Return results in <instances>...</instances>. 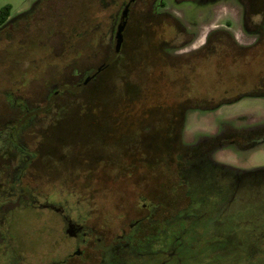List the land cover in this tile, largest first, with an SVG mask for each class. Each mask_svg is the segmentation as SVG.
Wrapping results in <instances>:
<instances>
[{"label":"rangeland","instance_id":"1","mask_svg":"<svg viewBox=\"0 0 264 264\" xmlns=\"http://www.w3.org/2000/svg\"><path fill=\"white\" fill-rule=\"evenodd\" d=\"M121 2L45 0V10L55 8V40L51 22H43L47 11L34 18L28 32L18 23L11 39L0 34V122L16 112L4 95L5 86L12 98L43 109L21 135L37 154L25 182L42 195L91 198L94 211L104 212L111 226L141 217L139 205L146 202L156 207V231L163 230L168 214L193 216L201 235L184 237L178 258L167 264H246L245 252L264 248V181L239 188L230 202L218 200L212 193L222 188L224 177L205 168L189 177L187 198L179 182L178 136L170 133L185 111L182 141L189 145L224 126L232 128L229 124L240 128L264 122V98L247 96L207 110L221 99L256 89L264 46L248 65L243 59L234 62L226 46L229 35L214 32H229L241 45L253 43L256 38L245 31L240 7L224 3L204 13L196 11V3L182 2V9L170 7V12L190 32L187 40L192 39L175 48L185 34L171 28L173 19L155 16L151 0H143L132 15L119 58L82 86V73L99 68L112 51L110 21ZM31 3L0 0V8L10 5L15 16ZM217 46L221 51L215 52ZM52 86L59 94L49 108ZM213 159L240 169L264 168V143L252 150L229 145ZM11 214L15 246L25 261L63 256L69 240L56 215L20 208ZM179 224H169L172 236ZM7 250L0 247V264L15 260ZM150 264L162 262L155 257Z\"/></svg>","mask_w":264,"mask_h":264},{"label":"flooded vegetation","instance_id":"2","mask_svg":"<svg viewBox=\"0 0 264 264\" xmlns=\"http://www.w3.org/2000/svg\"><path fill=\"white\" fill-rule=\"evenodd\" d=\"M43 1L45 0H32L28 8L17 13L15 16L10 15L9 18L0 25V34L3 32L6 34L7 39H11L12 33L15 31L18 23H24L28 32L34 18L37 15L46 16L44 15V11H47V18L43 22H46L47 26L51 22L54 33L52 39L55 40V8L45 10ZM141 1L143 0H133L126 20H123V39L120 50L116 59L109 66L121 55L129 25L130 22H132V15L139 9ZM129 2L130 0H122V2L117 5L118 8L116 9V13L110 21L109 33L110 41L112 42V51L110 55L113 52L117 31L122 23L123 11ZM182 2L196 3L198 6L196 11L198 12V10H200L204 13L224 3L227 5H238L242 11L245 31L256 38L253 43L243 46L253 47L257 43L258 35L253 34V32L259 23L263 25L264 16L258 14L248 18L246 16V11L251 9L261 11V9H264V0H151V11L153 14L155 16L164 15L165 17L173 19L175 23L171 25V28L175 30L179 28L180 32L184 33L186 36L183 43L176 44L174 46L175 48H183V45L186 47L192 39L191 37L187 40V36L190 35V32L185 28L182 21L173 16L170 12V7L182 9ZM50 13L51 16H49ZM44 37L48 38V35ZM166 51L170 52V47ZM96 69H98V67ZM96 69L86 70L88 73L85 76L84 71L81 75L83 79L80 83H83ZM9 88L10 86H5L3 88L5 91L4 95L8 97V102L11 104V107L16 109V112L12 118L10 117L3 123L0 122V247H3L5 252L9 248L7 251L11 250L10 254H12V251L14 252L15 260L10 264H150L155 257L159 258L162 264H167L171 260L178 258L177 250L183 249L184 244L182 239H184V237L188 238L194 235L199 237L201 235V231H195L194 228V223L197 219L195 220L193 216L189 215L183 216L184 214L181 216L168 214L162 219V225H164L163 230L156 231L155 225L158 220L156 221L155 216L157 211L156 207L149 202L139 205L141 217L131 218L126 222L117 221L116 226H111L107 223V216L104 212L100 211L96 213V211H94L95 203L91 198L89 199V197L74 196L71 199H66L64 196L60 195L61 193L59 192L55 196H48L31 190L30 186L25 182V179L37 154L31 150L28 144L23 142L21 135L23 131L31 126L33 121L42 114L43 109L42 107L34 108L29 106L24 99L12 98ZM58 94L59 89L56 88V86H52L48 91L47 96L49 97V103H51L49 108H52L55 97ZM186 112L187 111L180 116V122L175 124L174 130L176 131L170 133L171 136L176 134L178 139L181 140L185 128ZM220 133L221 130L219 129L215 135L203 137L196 143L185 145L196 147L210 139L216 138ZM220 149L222 148L215 150L212 146H206L205 148H197L195 151H190L188 147L180 151V164L178 170L179 182L181 186H183L182 190H184L187 198H189V177L194 172L199 173V171L205 168L216 171L224 177L222 182H220V187L224 189L215 186L218 192H211L214 198L218 200L226 199L230 202L236 198V191L239 188L247 187V185L250 187L249 183L251 181H264V168L240 169L215 161L213 156ZM12 155H14L15 164L12 163ZM101 162L102 159L99 160L98 164L101 165ZM188 162L192 163L189 164ZM89 171L91 170L89 169ZM85 187L89 186L85 185ZM212 187L214 186L212 185ZM208 192L210 191L207 190V193ZM11 204H14L13 209L48 210L56 215L60 223L62 234L69 240L68 248L62 257H54L37 263L25 261V256L16 249L15 242L17 238L10 229L13 220L11 214L13 209L11 208ZM142 209L145 210L142 211ZM94 217H98L97 220L94 221ZM171 221L180 222L178 234L174 236H172L170 232L171 225L169 224ZM160 232L162 233L160 234ZM215 252L216 251H213V253Z\"/></svg>","mask_w":264,"mask_h":264},{"label":"trees","instance_id":"3","mask_svg":"<svg viewBox=\"0 0 264 264\" xmlns=\"http://www.w3.org/2000/svg\"><path fill=\"white\" fill-rule=\"evenodd\" d=\"M255 1V0H253ZM261 14L264 16V9H261V11H257L254 9L247 10L246 11V16L249 17H254V15ZM11 15V6L10 5H5L4 7L0 8V25H2ZM226 33L230 37V42L228 43L227 48H228V54L233 57V61L236 63H239L241 59L246 60L245 65L249 64L248 59H253L256 55L254 53L260 52L261 49H263L264 46V21L263 25L257 26L253 34L258 35V40L255 46L253 47H245L243 45H240L237 43L234 39V37L228 32H225L224 30H217L214 33ZM209 35L207 37V43ZM219 45V44H218ZM221 51V47L215 48V52ZM227 53V52H226ZM253 55V56H252ZM246 74V73H244ZM243 74V75H244ZM255 87L256 89L250 91V92H241L236 98L234 99H221L218 101L216 105H213L211 109L207 110H216L218 109L221 105L226 104V103H232L236 100H239L243 97H259V98H264V69L258 73V76L256 78L255 82ZM204 110L201 108H197V110ZM189 110V109H187ZM229 128L227 129L225 126L222 127L221 133L217 135L216 138L210 139L209 141H206L196 147L192 146H187L183 143L181 139L177 140V143L179 144L178 146L180 147L179 151H183L186 147L190 151H195L197 148H205L206 146H212L215 150L219 148H224L229 145H235L239 149L243 150H252L258 147L259 145L264 143V122L246 126V127H240V128H235L229 124ZM189 164L192 162H188ZM245 257H244V262L246 264H261L264 261V248L262 250L258 249H251L249 252H245ZM260 258V259H258ZM262 258V259H261Z\"/></svg>","mask_w":264,"mask_h":264},{"label":"water","instance_id":"4","mask_svg":"<svg viewBox=\"0 0 264 264\" xmlns=\"http://www.w3.org/2000/svg\"><path fill=\"white\" fill-rule=\"evenodd\" d=\"M133 0H130L129 4L125 7L124 11H123V15H122V19H121V25L117 31V35H116V39H115V44H114V48H113V52L112 54L110 55V57L103 63L102 66H100L98 69H96L95 71H93L91 73V75H89L87 77V79L81 84L82 86H84L85 83H87L89 80H91L95 75L96 73L100 72L101 70L107 68L117 57V54L120 50V46H121V42H122V39H123V36H122V30H123V25H124V21L123 20H126L127 16H128V12H129V9L131 7V4H132ZM261 264H264L261 263Z\"/></svg>","mask_w":264,"mask_h":264}]
</instances>
